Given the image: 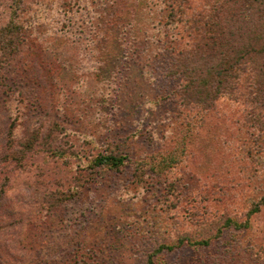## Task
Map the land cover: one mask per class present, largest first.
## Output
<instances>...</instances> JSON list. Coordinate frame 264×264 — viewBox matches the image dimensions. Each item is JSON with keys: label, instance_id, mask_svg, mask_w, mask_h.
<instances>
[{"label": "rangeland", "instance_id": "1", "mask_svg": "<svg viewBox=\"0 0 264 264\" xmlns=\"http://www.w3.org/2000/svg\"><path fill=\"white\" fill-rule=\"evenodd\" d=\"M139 7L145 8L137 0H0V28L14 9L21 25L18 49L0 63V264H140L145 258L150 239L138 236L137 219L154 210L147 181L161 177L144 173L138 180L137 156L172 149L181 121L174 116L179 105L166 97L172 82L165 74V31L155 12L144 24ZM11 122V149L37 136L20 161L7 156ZM111 145L127 154L126 164L92 177L89 159ZM226 157L198 155L212 163L218 180L205 204L219 222L235 210L244 219L243 204L264 186L254 188L234 156L229 166ZM236 236L244 253L234 258L227 233L210 249H182L170 261L248 263L252 243L264 241V208Z\"/></svg>", "mask_w": 264, "mask_h": 264}, {"label": "trees", "instance_id": "2", "mask_svg": "<svg viewBox=\"0 0 264 264\" xmlns=\"http://www.w3.org/2000/svg\"><path fill=\"white\" fill-rule=\"evenodd\" d=\"M15 1L17 5L20 2ZM137 1L145 7H139L144 24L152 11L158 29L165 31L167 43L162 45L169 52L165 74L172 82L166 97L179 105L174 116L181 121L172 149L137 156L138 180L144 173L161 177L147 181L156 199V211L137 219L141 223L137 225L138 236L150 239L140 264H173L171 255L187 248L210 249L227 233L232 236L229 245L234 246V258L244 253L236 234L248 230L251 217L264 208V186L243 204L240 213L244 219L240 220L235 210L226 212L219 222L209 217L211 208L205 204L206 197H213L218 180L209 169L212 163L205 165L198 155L226 153L224 163L229 166L232 154L245 180L254 183V188L264 185V0ZM11 16L0 28V63L11 58L21 41L16 9ZM145 73L151 76L152 67ZM153 99L158 101V97ZM13 128L11 122L7 156L20 161L21 153L33 147L37 136L21 142L20 150H13ZM126 160L127 154L111 145L89 159L88 167L92 177H102L120 171ZM71 198L68 194L62 200ZM197 205L200 207L194 212ZM250 247L253 257L246 264H264V241Z\"/></svg>", "mask_w": 264, "mask_h": 264}]
</instances>
